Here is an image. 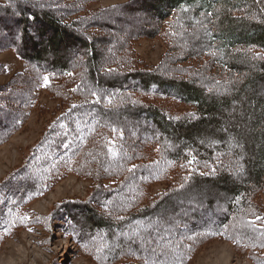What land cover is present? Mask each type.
<instances>
[{"label": "trees", "instance_id": "16d2710c", "mask_svg": "<svg viewBox=\"0 0 264 264\" xmlns=\"http://www.w3.org/2000/svg\"><path fill=\"white\" fill-rule=\"evenodd\" d=\"M98 1L0 0V52L12 51L25 65L0 85V147L29 121L46 77L55 78L53 94L59 79L73 76L77 101L2 183L0 226L7 201L12 209L26 205L75 174L92 183L90 206L56 210L80 225L77 235L96 227L108 243L118 229L140 227L127 234L133 253L110 256L164 264L176 254L172 264H190L204 241L224 238L264 264V247L250 241L264 234V0H134L92 11ZM143 7L149 27L133 26L118 38L128 20L117 14ZM150 35L169 46V60L155 70L136 66L133 52ZM115 42L111 56L103 52ZM186 43L193 48L183 52ZM177 64L185 74L175 73ZM163 100L186 112L170 115ZM131 124L139 127L136 141L128 138ZM116 164L121 168L107 169ZM207 183L224 196L194 200ZM157 185L165 190L155 194ZM176 198L187 200V210L170 222L164 213ZM161 238L165 244L154 250ZM149 241L152 248L143 249Z\"/></svg>", "mask_w": 264, "mask_h": 264}, {"label": "rangeland", "instance_id": "374dc122", "mask_svg": "<svg viewBox=\"0 0 264 264\" xmlns=\"http://www.w3.org/2000/svg\"><path fill=\"white\" fill-rule=\"evenodd\" d=\"M131 1L134 0H99L92 4L90 9L96 11ZM136 11L137 9L131 8V10H125L117 14L120 18L128 20L126 25L120 24L121 28L117 27L119 29H117L115 34L118 38L125 37L133 26H138L135 27L136 30H140L141 25L145 26V24L149 27L151 15L145 13L148 9L143 7L140 11L144 12L139 13ZM139 20L141 22H138ZM111 24L116 26L114 19L111 21ZM107 31L110 32L112 30L107 29ZM180 39L182 41V38ZM196 39L199 40L200 36L196 37ZM171 45L174 44L171 43ZM117 46V42L112 43L111 46L104 47L106 49L103 52L111 56L114 53L113 49H116ZM174 48L172 47V49ZM192 48L193 45L186 43L183 47V52L190 51ZM168 51L169 46L163 37H152L150 35L133 45L134 58L137 61L136 66L142 69L152 68L155 70L164 61L166 63L169 60L167 59ZM119 56L124 57L125 54H115L116 59ZM127 59L124 60V64L129 66ZM202 62H204L203 59ZM194 63L196 62H187V66H192ZM0 66L5 70L4 74H0V85L8 83L15 74L23 72L25 68L24 62L12 51L0 52ZM174 67H177L175 73L178 76L186 73L180 69L183 67L182 65L177 64ZM172 73L174 74V72ZM54 81V77H46L44 79L43 86L38 95V101L31 111L29 121L21 131L0 147V188L7 178L22 167L26 158L39 143L47 128L59 118L61 112L67 110V107L77 105L74 97L75 88L71 90L75 78L72 76L65 80L59 79L62 87L52 88V93L55 95L51 94L49 90L54 85ZM261 83H264V81H261ZM263 89L264 86L262 87V91ZM162 104L170 115L180 114L187 109L168 100H163ZM131 125L133 127H128L127 125L128 138L130 141H136L137 136L134 135V130L139 131V127L137 124ZM202 135V133L199 134V136ZM208 140L204 138L199 144L206 145L205 141ZM180 145L175 143L174 146H169L179 147ZM119 168H121V164L107 167V169L113 170ZM205 185L207 187L202 186L198 188L200 190H198L195 196H192L193 199L207 197L206 194L211 193H214V195L212 194L210 197L218 195V197L215 196L216 199L224 196L221 193H216V190L213 189V185L210 183ZM92 188L90 181L75 174H70L51 188L50 191L28 202L26 205H16L12 209L7 201L6 210L2 214L3 223L0 226V264H133L134 261L119 257L120 253L115 256L110 255L120 249L129 253L134 252V242L127 237V234H136L140 230L138 225L118 229L115 236L107 243L102 234L103 232L96 227L90 230L85 227L80 231L85 235H77L80 225H70V220L69 218L67 220L65 212L61 209L56 210L57 206L64 203L90 206L88 200ZM164 190V185H157L153 188L155 194ZM131 198L129 194L126 199L129 201ZM72 207L76 214L75 206ZM170 207L171 209H168V207L165 209L164 215L167 216V220H170V222L178 221V216L185 217L183 212L187 210V200L185 198L181 200L177 198L175 200L172 199ZM74 212H72V215ZM89 217V220L94 218L92 215ZM95 218L93 223H97V219L100 220L98 217ZM113 218H116V216ZM75 229L77 230L76 235L73 234ZM169 230L171 232V228ZM151 239L150 237L149 240L151 241ZM252 240L254 241L251 243V246L264 247V234L254 235L250 241ZM150 241L149 243H142L141 247L143 249L147 247L152 248ZM163 244H165V240L161 238L154 250ZM244 250L246 248L243 245L236 247L233 242L224 238L209 239L196 248L190 264H257L253 260L257 259L259 261L260 254L246 253ZM175 259H177L176 254L170 255L164 264H172V261Z\"/></svg>", "mask_w": 264, "mask_h": 264}, {"label": "bare ground", "instance_id": "6f19581e", "mask_svg": "<svg viewBox=\"0 0 264 264\" xmlns=\"http://www.w3.org/2000/svg\"><path fill=\"white\" fill-rule=\"evenodd\" d=\"M193 198V197H192ZM193 200V199H192ZM195 200V199H194ZM201 200V199H200Z\"/></svg>", "mask_w": 264, "mask_h": 264}]
</instances>
